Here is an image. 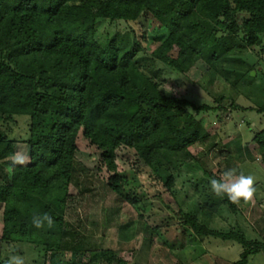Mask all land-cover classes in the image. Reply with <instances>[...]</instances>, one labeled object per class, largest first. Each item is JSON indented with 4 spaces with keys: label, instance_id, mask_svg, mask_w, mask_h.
Returning <instances> with one entry per match:
<instances>
[{
    "label": "trees",
    "instance_id": "16d2710c",
    "mask_svg": "<svg viewBox=\"0 0 264 264\" xmlns=\"http://www.w3.org/2000/svg\"><path fill=\"white\" fill-rule=\"evenodd\" d=\"M119 22L131 27L102 29ZM263 37L264 0H0V164L15 155L16 144L1 125L26 118L30 146V163L13 165L8 183L0 179V248L28 244L50 264H77L84 252L91 253L87 264H124L112 249H87L66 218L82 133L113 173L108 186L119 198L135 205L116 163L125 146L147 167L146 177L172 196L181 234L240 244L234 264L264 253V241L209 224L224 218L225 210L240 211L210 191L209 181L227 170L230 152L222 151L214 172L205 171L190 150L211 135L197 115L221 107L164 93L159 67L181 77L199 66L204 76L193 82L208 79L229 88L231 106L238 108L236 98L250 97L247 88L260 86L256 81L264 73L249 48L261 45L264 53ZM257 105L264 114V103ZM253 140L264 163V128ZM183 170L192 171L195 194L186 210L176 187ZM68 250L75 257L65 263Z\"/></svg>",
    "mask_w": 264,
    "mask_h": 264
},
{
    "label": "rangeland",
    "instance_id": "374dc122",
    "mask_svg": "<svg viewBox=\"0 0 264 264\" xmlns=\"http://www.w3.org/2000/svg\"><path fill=\"white\" fill-rule=\"evenodd\" d=\"M129 25L131 27V24L124 22L105 23L102 29L113 33L129 29ZM262 43L264 45V37ZM146 47L148 53L153 50V47ZM249 49V55L260 60L258 67L264 73L262 46ZM159 67L164 71V93L200 105L221 107L197 115L203 119L211 135L209 139L191 147L195 160L205 171L215 172L225 157L222 151H229L225 168L251 175L254 180L256 192L253 199L249 203H240L237 214L225 210L224 218H214L209 221L210 226L224 231L234 227L242 230L248 239L264 241V163L253 140L255 134L264 128V114L257 110V104L264 103V74H260L256 81L261 87L247 88L250 97L240 94L236 98V108L231 106L233 100L229 88L212 85L208 79L203 83H194L204 76L199 66L181 77L162 65ZM221 95L226 96L224 101L220 100ZM1 129L16 140L15 155L0 164V179L8 183L13 165L30 163V146L26 143L29 121L19 117L16 122L1 125ZM77 143L75 172L69 189L74 198L66 218L77 235L76 239H83L87 249H112L124 264H234L240 259L243 247L236 242L213 237L199 239L188 230L181 234L183 227L179 208L161 184L146 177L147 167L133 149L120 147L116 163L119 173L127 179L124 188L134 198L135 205L110 190L108 182L113 173L102 165L101 152L89 139L80 133ZM192 174V171L183 170L176 182L178 191L183 193L180 197L183 210L188 208L195 196L189 182ZM221 175L216 174L215 178ZM186 192L187 196L184 197ZM2 227L3 206L0 205V236ZM156 229L159 231L156 232ZM2 245L0 264H50L48 258L44 261L31 245ZM74 257V252L68 250L65 263ZM90 258L91 253L84 252L75 261L77 264H87ZM248 264H264V253L252 255Z\"/></svg>",
    "mask_w": 264,
    "mask_h": 264
},
{
    "label": "clouds",
    "instance_id": "9594fccd",
    "mask_svg": "<svg viewBox=\"0 0 264 264\" xmlns=\"http://www.w3.org/2000/svg\"><path fill=\"white\" fill-rule=\"evenodd\" d=\"M209 185L210 191L214 196L226 198L232 204L237 205L249 203L256 192L253 177L237 173L235 169L224 171L220 178L211 179ZM36 224L40 226L41 221L37 220Z\"/></svg>",
    "mask_w": 264,
    "mask_h": 264
},
{
    "label": "water",
    "instance_id": "95a60500",
    "mask_svg": "<svg viewBox=\"0 0 264 264\" xmlns=\"http://www.w3.org/2000/svg\"><path fill=\"white\" fill-rule=\"evenodd\" d=\"M219 35H221V34H219ZM252 74L255 75V72H253Z\"/></svg>",
    "mask_w": 264,
    "mask_h": 264
}]
</instances>
